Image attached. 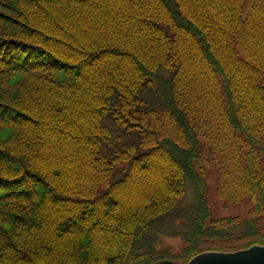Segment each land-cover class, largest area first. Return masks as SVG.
Returning a JSON list of instances; mask_svg holds the SVG:
<instances>
[{
	"label": "trees",
	"instance_id": "16d2710c",
	"mask_svg": "<svg viewBox=\"0 0 264 264\" xmlns=\"http://www.w3.org/2000/svg\"><path fill=\"white\" fill-rule=\"evenodd\" d=\"M256 245L264 0H0V264Z\"/></svg>",
	"mask_w": 264,
	"mask_h": 264
},
{
	"label": "water",
	"instance_id": "95a60500",
	"mask_svg": "<svg viewBox=\"0 0 264 264\" xmlns=\"http://www.w3.org/2000/svg\"><path fill=\"white\" fill-rule=\"evenodd\" d=\"M188 264H264V246H253L237 252H205Z\"/></svg>",
	"mask_w": 264,
	"mask_h": 264
},
{
	"label": "rangeland",
	"instance_id": "374dc122",
	"mask_svg": "<svg viewBox=\"0 0 264 264\" xmlns=\"http://www.w3.org/2000/svg\"><path fill=\"white\" fill-rule=\"evenodd\" d=\"M16 116H22L21 114H17ZM215 181L211 179L209 181V202L212 206V217H227V216H245L250 208L253 206V202L245 201L240 204H231L225 203L224 201L219 200V198L215 195ZM169 245L174 247L175 249H180L182 243L180 240H169L167 241Z\"/></svg>",
	"mask_w": 264,
	"mask_h": 264
}]
</instances>
